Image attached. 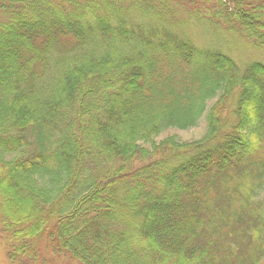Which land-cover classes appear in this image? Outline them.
<instances>
[{
  "label": "trees",
  "instance_id": "1",
  "mask_svg": "<svg viewBox=\"0 0 264 264\" xmlns=\"http://www.w3.org/2000/svg\"><path fill=\"white\" fill-rule=\"evenodd\" d=\"M171 6L264 50V0H0L10 264H264V64L197 49Z\"/></svg>",
  "mask_w": 264,
  "mask_h": 264
},
{
  "label": "rangeland",
  "instance_id": "2",
  "mask_svg": "<svg viewBox=\"0 0 264 264\" xmlns=\"http://www.w3.org/2000/svg\"><path fill=\"white\" fill-rule=\"evenodd\" d=\"M169 18L176 22L175 28L178 29L176 33H182L190 40L197 49L206 51H219L243 68L247 64L258 62L264 64V50L253 48L249 43L243 42L235 35L225 32L221 27L212 25L205 21H195L191 14L182 8L171 6ZM214 100L207 102V109H209ZM207 131V124L205 117H202L197 125L186 130L169 129L161 133L156 139L155 143H159L166 138H174L181 143H192L201 141ZM259 200H264V189L259 193ZM0 264H10L7 259L4 241L0 235ZM36 264H80L65 257H51L46 262H37Z\"/></svg>",
  "mask_w": 264,
  "mask_h": 264
}]
</instances>
